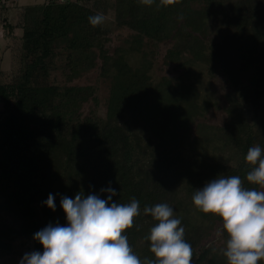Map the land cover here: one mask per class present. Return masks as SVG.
<instances>
[{"label":"trees","instance_id":"1","mask_svg":"<svg viewBox=\"0 0 264 264\" xmlns=\"http://www.w3.org/2000/svg\"><path fill=\"white\" fill-rule=\"evenodd\" d=\"M14 1L0 0L5 36L21 31L16 74L5 81L0 67V264L43 251L33 234L66 223L60 196L109 183L114 201H139L124 234L142 261L154 259L146 237L156 223L143 208L167 203L190 264H227L221 220L191 198L218 175L262 190L246 180L244 157L255 145L264 154V0H44L20 6L13 24ZM96 14L104 19L93 26ZM159 65L180 77L158 75ZM198 68L208 97L203 78L191 80ZM91 71L109 84L104 115L98 87L76 83ZM213 108L227 115L220 127L204 121ZM49 193L55 211L42 203Z\"/></svg>","mask_w":264,"mask_h":264},{"label":"clouds","instance_id":"2","mask_svg":"<svg viewBox=\"0 0 264 264\" xmlns=\"http://www.w3.org/2000/svg\"><path fill=\"white\" fill-rule=\"evenodd\" d=\"M102 14L89 16L93 26L102 23ZM252 165L246 174L249 184L264 186V154L259 145L250 146L244 157ZM106 193V198L101 194ZM111 186L100 194L77 192L60 196L65 224L49 223L33 234L43 251L23 254L19 264H190L192 247L184 239L181 219L167 203L143 208L156 223L146 239L154 259L143 261L133 252L124 233L140 215L139 201H114ZM193 205L205 214L218 217L227 234L222 253L227 264H258L264 260V191L242 186L238 175H218L195 189ZM52 211L56 204L49 193L42 202Z\"/></svg>","mask_w":264,"mask_h":264},{"label":"rangeland","instance_id":"3","mask_svg":"<svg viewBox=\"0 0 264 264\" xmlns=\"http://www.w3.org/2000/svg\"><path fill=\"white\" fill-rule=\"evenodd\" d=\"M44 0H15L12 3H9L11 9L8 12L9 19L13 24H16L18 22V16H19V7L24 6L27 4H34V3H40ZM15 36L14 38H7L4 33V29L2 24H0V67L2 69V75L4 77L5 81H9L14 74H16L18 69V48L20 45L19 37L21 35L20 30H15ZM124 33V32H122ZM125 34V33H124ZM115 42H119L118 38H115ZM162 51L164 53L165 46L162 45ZM156 69V72L158 75H165L170 77L171 79L175 80L181 75V71L178 70L175 66H162L159 65ZM201 67V66H199ZM202 68V67H201ZM197 69L191 73V80L196 82L198 79L203 78L201 82L198 85L201 98L207 96V92L212 90L214 91V87L211 89V86L209 85L210 79H207V76L205 74V71L202 69ZM197 74V75H196ZM64 78L62 77L60 72L53 73L52 76V82L57 83H63ZM76 83L81 85H88V84H94L98 87L99 91V98H100V106L98 109L99 115H104L105 112V101L108 96L109 91V84L108 82L102 81L101 79L98 80L97 78V71H91L85 74L82 78L78 79ZM197 83V82H196ZM213 86V85H212ZM208 97V96H207ZM1 109V105H0ZM227 120V115L225 113H222L221 109H211V112H209L204 119L209 125L212 126H222ZM264 191V186L262 187V190ZM21 252V253H19ZM17 255L14 257L9 258H3L2 262L4 264H19V260L22 258L23 254L26 252H31L28 250H20Z\"/></svg>","mask_w":264,"mask_h":264}]
</instances>
